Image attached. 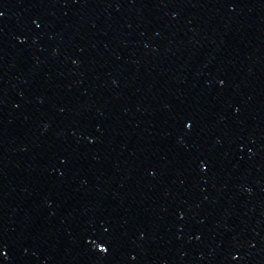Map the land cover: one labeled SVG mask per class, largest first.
Masks as SVG:
<instances>
[{
	"label": "water",
	"instance_id": "1",
	"mask_svg": "<svg viewBox=\"0 0 264 264\" xmlns=\"http://www.w3.org/2000/svg\"><path fill=\"white\" fill-rule=\"evenodd\" d=\"M0 264H264V0H0Z\"/></svg>",
	"mask_w": 264,
	"mask_h": 264
}]
</instances>
